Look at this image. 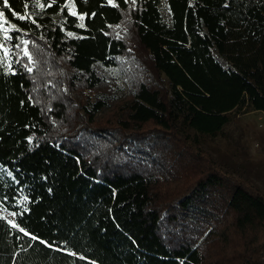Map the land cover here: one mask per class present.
<instances>
[{
	"label": "trees",
	"instance_id": "1",
	"mask_svg": "<svg viewBox=\"0 0 264 264\" xmlns=\"http://www.w3.org/2000/svg\"><path fill=\"white\" fill-rule=\"evenodd\" d=\"M129 1L0 0V45L9 52L0 49V264H202L201 237L227 219L241 235L260 232L248 264H264V195L209 164L198 169L186 145L187 131L214 136L232 111L264 113V0L134 1L136 37L159 84L140 81L124 97L100 92L82 107L92 120L120 102L121 129L162 130L169 140L148 164L73 141L64 113L48 114L34 98L17 58L21 41L68 55L74 76L101 87L99 68L116 69L125 51L108 30ZM177 162L181 176L159 175ZM175 182L183 192L170 189ZM196 205L205 219L172 211Z\"/></svg>",
	"mask_w": 264,
	"mask_h": 264
},
{
	"label": "rangeland",
	"instance_id": "2",
	"mask_svg": "<svg viewBox=\"0 0 264 264\" xmlns=\"http://www.w3.org/2000/svg\"><path fill=\"white\" fill-rule=\"evenodd\" d=\"M134 1H129V8L122 12V19L109 26V35L122 40L125 51L114 58L116 69L99 68V73L106 80L101 87L88 88L81 75L74 76V71L68 64V55H57L28 39L21 41L16 52L17 58L32 79L34 98L46 113L54 115L58 110L64 113L65 125L72 126L78 136L73 141L84 138L93 151L104 149L106 145L115 154L117 162L130 160L148 164L157 158L156 152L161 144L169 140L161 137L162 130L149 123L144 124L141 129H121L117 124L122 114L118 108L120 102L112 103L110 108L99 112L92 120L82 107L88 100H94L95 95L100 92L124 97L140 81L159 84L150 68L145 50L136 37L130 16V8L135 7ZM162 14L165 18L168 17L164 2ZM0 49L8 57L6 47L0 45ZM29 68L32 70L28 71ZM229 117L228 123L214 136L187 131L190 142L186 145L190 151V159L193 163L196 162L198 169L209 164L222 172L223 177L237 180L249 190L264 195V113L259 110L245 111L242 108L232 111ZM174 138L184 154L185 142ZM187 162L191 163L189 160ZM179 167L181 163L178 162L165 166L159 175L174 177L179 173L181 176ZM177 188H180L177 193L184 191L180 182L171 183V190ZM167 210L171 211L169 207ZM172 211L179 217L184 215L199 220L208 215L204 214V209L199 205L194 206L193 210H181L175 206ZM6 217L12 220L10 214H6ZM228 222L230 219L222 222L217 231H210L208 235L205 232L201 237L202 264H248L251 254L259 249V231L248 230L241 235ZM247 245L251 247L249 252L244 250Z\"/></svg>",
	"mask_w": 264,
	"mask_h": 264
},
{
	"label": "snow or ice",
	"instance_id": "3",
	"mask_svg": "<svg viewBox=\"0 0 264 264\" xmlns=\"http://www.w3.org/2000/svg\"><path fill=\"white\" fill-rule=\"evenodd\" d=\"M110 2H111V0H110ZM4 4H7V0H4ZM41 7H43V5H41ZM14 15H15V13H14ZM72 15H76V13L73 12ZM3 16H4V13L2 11H0V17H3ZM19 18L20 19H26L25 16H19ZM83 18H84L83 16L80 17L81 20H83ZM2 27H3V25H0V28H2ZM81 27H83V25H81ZM69 35H71V33H69ZM31 70H32L31 68L28 69V71H31ZM13 215H15V213H13ZM9 223L11 224L13 222L12 221H9ZM13 226H16V225H13ZM20 230L22 232L24 231V229H20ZM33 239H38V238L37 237H33Z\"/></svg>",
	"mask_w": 264,
	"mask_h": 264
}]
</instances>
